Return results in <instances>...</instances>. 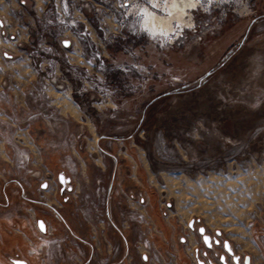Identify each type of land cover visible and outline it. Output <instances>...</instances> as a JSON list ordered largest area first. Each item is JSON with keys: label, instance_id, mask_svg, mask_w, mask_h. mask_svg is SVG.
I'll return each instance as SVG.
<instances>
[{"label": "rangeland", "instance_id": "374dc122", "mask_svg": "<svg viewBox=\"0 0 264 264\" xmlns=\"http://www.w3.org/2000/svg\"><path fill=\"white\" fill-rule=\"evenodd\" d=\"M194 1L202 8L189 13L187 20H174L167 34L149 29L143 15L146 33L104 39L87 13L93 18L92 37L81 26L75 5H68L65 23L54 26L73 32L86 54H102V61H89L92 72L80 71L81 81L74 77L76 87L71 90L80 91L76 100L97 117V135L103 136L99 140L115 144L118 165L136 172L139 187L152 196L164 222H171L179 235L162 249V235L146 211V196H126L120 183L117 193L127 198L128 210L135 213L110 223L99 176L105 172L104 163L102 169L95 165V177H78L74 163H69L65 172L71 190L58 191L56 206L45 207L50 197H39L48 214L43 219L45 232L37 229L36 243L43 239L48 254L51 247H60L51 222L62 217L60 204L71 207L77 227H87L93 264H114L120 256L119 241L110 236L108 224L134 230L132 248L144 264H177L179 251L186 264H194L199 227L222 239L229 234L242 245L244 231L264 210V0ZM172 2L167 1L162 14L150 12L167 17ZM49 10L54 20L59 14L53 0ZM178 26L184 28L183 37L166 44L178 36ZM55 122L48 128L51 136L57 134ZM13 144L6 177L26 179L27 187L33 182L39 188L47 181L62 187L58 179L41 172L31 175L18 169ZM130 153L133 162L127 160ZM74 189L76 197L71 195ZM55 260L46 264H57ZM121 264L133 261L128 256Z\"/></svg>", "mask_w": 264, "mask_h": 264}, {"label": "crops", "instance_id": "0c3cea01", "mask_svg": "<svg viewBox=\"0 0 264 264\" xmlns=\"http://www.w3.org/2000/svg\"><path fill=\"white\" fill-rule=\"evenodd\" d=\"M49 1L0 0V16L4 19V23H0V264H46L54 257L57 264H93L87 227L76 226L72 209L66 204H60L62 217L51 221L59 249L51 247L50 254L46 251L36 255L27 253L29 243L37 242V232L40 231L38 221H44V215L48 214L43 210L39 197H50L45 207L56 206L60 197L58 191H63L60 186L48 181L37 188L33 182L27 187L26 179L16 181L6 177L4 171L11 162V143L27 148L35 170L54 180L60 174L70 180L65 172L69 163H74L78 177L84 173L95 177V165L102 169L104 163L105 172L99 176L103 181L104 203L110 223L114 224L115 218L129 213L133 218L135 213L128 210V200L118 195L116 185L120 183L123 186L126 196L134 197L141 192L146 196L143 200L146 211L162 235L158 243L163 249L167 243L175 241L177 229L171 222H164L152 196L139 187L141 183L136 172L132 168L125 171V167L118 165L115 144L99 140L103 136L97 135L100 127L97 117L94 118L87 107H82L84 102L81 105L82 102L76 100L79 95L71 93V86L76 87L73 81L76 71L92 72L93 65L81 54L80 40L73 32L47 26L46 21L52 17ZM91 18L82 13L78 20L89 35L95 37ZM40 36L48 38L54 46L49 70L32 64L30 51ZM50 71L60 74L68 82L69 91H57L48 85L43 93L47 72ZM52 120H56L57 124L54 136L48 131ZM126 157L128 162H133L132 154ZM67 188L69 191L70 184ZM28 211H32L36 222L33 223ZM108 227L110 236L113 235L121 247L120 256L114 264H121L128 256L133 264H144V258L137 256L132 248L134 230L122 231L109 224ZM214 232L222 234L218 230ZM222 236L235 251L248 256L252 264H264V210L248 231H244L242 245L240 240L233 239L229 234ZM76 258L80 263L75 262ZM176 260L177 264H186L180 251Z\"/></svg>", "mask_w": 264, "mask_h": 264}, {"label": "built area", "instance_id": "2783aa9c", "mask_svg": "<svg viewBox=\"0 0 264 264\" xmlns=\"http://www.w3.org/2000/svg\"><path fill=\"white\" fill-rule=\"evenodd\" d=\"M167 1L168 0H60L62 8L64 9V12H61L58 10V1L53 0L54 9L56 10L57 8V13L59 15L55 16L54 20H47L46 24L54 27L56 24L65 23V15L68 14V5H75V9H77L79 14L88 13L97 21L98 28L104 39L108 38L113 40L118 36H124L129 33H146L145 27L142 24L144 11L149 10L156 14H162ZM201 8L202 6L200 5L199 7L191 10L190 13ZM0 23H4L2 17H0ZM70 23L73 25L74 21L71 20ZM176 30L179 31L178 36H175L172 41H165L166 44L172 45L175 41H178L183 37L184 28L178 26V29ZM84 33L85 32H82V34ZM86 51V48H82L81 53L88 58L87 61L96 59L98 61H102L101 53L88 55L86 54ZM90 51L91 54H94L92 49ZM53 52V44H51L46 37L40 36L37 44H35L30 51L32 64L38 68H42L43 70H49L52 65L51 57ZM94 56H96V58ZM80 75L82 74L76 71L74 77L81 81L82 79L79 77ZM45 84L53 87L57 91L64 92L68 90V82L60 74L55 73V71L47 72ZM43 93H45V90ZM71 93L78 95L80 94V91L74 90L72 92L71 90ZM12 146L15 153L14 156L17 168L21 169L24 174L34 175L37 173L38 171H34V164L32 163L33 160L29 151L18 144H13ZM98 190L99 189L97 188L96 192ZM73 193L74 194L71 193V195L76 197L78 189H74ZM85 198L88 199L89 196L86 195ZM205 234L209 236L210 245L207 246L202 239V235H200L201 241L199 242V246L193 249L194 264H252L248 256L235 251L231 244L230 252L227 251L224 247L225 240L220 236L211 235L206 231ZM44 249L45 243L43 239H39L38 243H29L27 253H29V255H36L43 252ZM221 257H223V261H221ZM246 258L249 259L247 263L245 262Z\"/></svg>", "mask_w": 264, "mask_h": 264}, {"label": "bare ground", "instance_id": "6f19581e", "mask_svg": "<svg viewBox=\"0 0 264 264\" xmlns=\"http://www.w3.org/2000/svg\"><path fill=\"white\" fill-rule=\"evenodd\" d=\"M196 4L194 0H173L168 9L167 17H159L146 10L144 14V25L152 31L167 34L171 30L173 21L180 19L187 20L191 10L197 8Z\"/></svg>", "mask_w": 264, "mask_h": 264}, {"label": "water", "instance_id": "95a60500", "mask_svg": "<svg viewBox=\"0 0 264 264\" xmlns=\"http://www.w3.org/2000/svg\"><path fill=\"white\" fill-rule=\"evenodd\" d=\"M58 181H59V183H60L61 186H62V187H61L62 190H64V188L66 187V183L69 182V180L66 179V178L64 177L63 174H60V175L58 176ZM42 187L44 188L45 185H42ZM67 189H68V188H67ZM41 224L43 225V230H41V227H40ZM189 226L192 227V223H190ZM38 228L40 229L41 232H45V224L43 223V221H38ZM198 233H199L200 235H202V239H203L204 243H205L207 246H209V245H210V239H209V236H207V235L205 234V229H204V227H199V228H198ZM218 233H219V232H217V234H218ZM224 247H225V249H226L227 251L230 252V244H229L227 241L224 242ZM221 261H223V257H221ZM248 261H249V259L246 258V259H245V262L247 263ZM17 264H22V263H17Z\"/></svg>", "mask_w": 264, "mask_h": 264}, {"label": "flooded vegetation", "instance_id": "af4514ba", "mask_svg": "<svg viewBox=\"0 0 264 264\" xmlns=\"http://www.w3.org/2000/svg\"><path fill=\"white\" fill-rule=\"evenodd\" d=\"M68 183H69V182H68ZM68 183H66V187L64 188V190H68V189H67V185H68ZM70 189H71V188H70ZM70 189H69V191H70ZM64 190H63V191H64Z\"/></svg>", "mask_w": 264, "mask_h": 264}, {"label": "snow or ice", "instance_id": "6c2138e0", "mask_svg": "<svg viewBox=\"0 0 264 264\" xmlns=\"http://www.w3.org/2000/svg\"><path fill=\"white\" fill-rule=\"evenodd\" d=\"M154 7H155V5H154ZM40 227H41V230H43V225L42 224L40 225Z\"/></svg>", "mask_w": 264, "mask_h": 264}]
</instances>
